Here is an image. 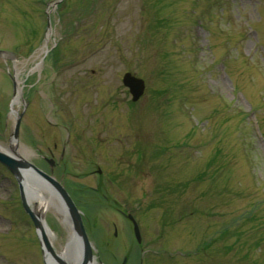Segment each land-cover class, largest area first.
I'll list each match as a JSON object with an SVG mask.
<instances>
[{
	"label": "rangeland",
	"instance_id": "rangeland-1",
	"mask_svg": "<svg viewBox=\"0 0 264 264\" xmlns=\"http://www.w3.org/2000/svg\"><path fill=\"white\" fill-rule=\"evenodd\" d=\"M0 51V146L25 111L18 155L49 173L65 149L98 264H264V0H0ZM0 264H45L1 165Z\"/></svg>",
	"mask_w": 264,
	"mask_h": 264
},
{
	"label": "water",
	"instance_id": "water-1",
	"mask_svg": "<svg viewBox=\"0 0 264 264\" xmlns=\"http://www.w3.org/2000/svg\"><path fill=\"white\" fill-rule=\"evenodd\" d=\"M3 55H7V53L0 51V56ZM12 79L15 88L14 103L16 104L19 91L22 90H20V88L18 87L19 82L17 76L15 75ZM122 83H124V86L129 89V92H131L132 101L134 103H138V101L146 93V83L142 79L134 76L132 73H127L124 76ZM15 114H17V112H15ZM24 114L25 111L20 113L19 115L17 114V121L14 127L15 130L12 133V143H15L17 149L20 141L19 136L21 132V124ZM17 149L13 150L15 154L14 156L8 155L7 153L0 151V165L7 168L8 171L12 174V176L15 177L17 180L18 186L20 187L22 207L24 208L26 214L30 216L34 226L37 229L38 236L41 240L43 255L45 256V264H47L48 257H51L56 262V264L68 263H66L62 259L60 254L57 253L52 241L50 240L48 235H46L45 225L43 224V219L46 223L45 217L41 216L39 213H36L29 204L30 200L35 201L37 198L36 192L30 190L32 187H36L41 191L44 189L47 190L50 195L56 197L60 205H62L64 213L67 214L71 224L70 229L73 234L66 245V249L68 250L69 256H71L69 257L71 263L75 262L72 256L73 252L76 251L74 247L77 246L81 264H97L93 244L89 240L88 233H86V228L83 223V214H81L77 205L73 202L70 194H68L64 185H61L54 176L52 177L44 171L40 170L37 166L32 164L26 157H21L20 155H18ZM26 182L27 186H29L30 189L25 186ZM129 219L134 224L136 239L139 241V243H142L141 233L137 222L133 219L132 216H129Z\"/></svg>",
	"mask_w": 264,
	"mask_h": 264
},
{
	"label": "bare ground",
	"instance_id": "bare-ground-1",
	"mask_svg": "<svg viewBox=\"0 0 264 264\" xmlns=\"http://www.w3.org/2000/svg\"><path fill=\"white\" fill-rule=\"evenodd\" d=\"M21 90V88H20ZM20 95H21V91H19V94L17 96V100L16 103H20ZM16 145L15 143H12L10 149L8 148H4L0 146V151L7 153L8 155L12 156V151L16 150ZM26 187H28V189H30L29 186H27V182L25 184ZM30 190H32L33 192H36V200L35 201H29V204L31 206V208L36 212L39 213L41 216L45 217V213L48 211H54L57 212L61 215L65 216V223L69 225V227H71L69 218L67 216V214L64 213L62 205H60L59 201L56 199V197H53L52 195L49 194V192L47 190H40L36 187H32ZM28 191V190H27ZM43 224L45 225V233L46 235H48V237L50 238V240L53 242L55 235H53L52 231L50 230L49 226L44 222L43 219ZM70 236L72 237V232H70ZM76 247V248H75ZM74 249H76L75 252H73V258L75 260V262L71 263L70 258L71 256H69L68 250L66 248H63L62 251L57 252L58 254H60V256L62 257V259L68 263V264H81L80 263V256H79V251L77 246H75ZM79 256V257H78ZM78 259V260H77ZM77 261V262H76ZM47 264H56V262L51 258L48 257L47 258Z\"/></svg>",
	"mask_w": 264,
	"mask_h": 264
},
{
	"label": "flooded vegetation",
	"instance_id": "flooded-vegetation-1",
	"mask_svg": "<svg viewBox=\"0 0 264 264\" xmlns=\"http://www.w3.org/2000/svg\"><path fill=\"white\" fill-rule=\"evenodd\" d=\"M55 146V149L57 150L59 147L57 146V144H55L54 145ZM138 153H139V151H138ZM61 158H60V160L59 161H56V159H55V153L53 152V151H50V154L49 155H47V154H43L42 155V160H43V163H44V165L48 168V170H49V173L48 172H45V173H47L48 175H50V176H53L54 175V172H56V171H58V170H60L62 173H64V171H63V168L65 167V165H63V163H65L64 161H65V157H66V151H65V149H63L62 150V152H61ZM96 173L98 174V176H102V170L99 168L97 171H96ZM94 174V172L92 173V175ZM63 175H65V174H63ZM116 177H118V175H116ZM115 176H108L107 178H106V183H108L109 185H111V186H113V185H116L117 183H119L120 184V182L118 181V179L116 178ZM57 180L62 184V185H64L65 186V188L67 189V191H68V193L71 195V197H72V199L74 200V195H76L77 193V195H79V194H81V188H79L78 186H77V184H69V183H67L66 182V179L65 178H57ZM117 182V183H116ZM100 185H101V187H102V183H99ZM119 184H118V186H119ZM77 187V188H76ZM92 190V189H91ZM94 191H96L97 189H93ZM92 190V191H93ZM97 192H98V190H97ZM76 193V194H75ZM76 195V196H77ZM82 195V194H81ZM101 196L103 195V193L102 194H100ZM106 199H108V197H106ZM117 211L118 212H120V214H121V216L123 217V218H125V219H127L128 220V216L130 215V213L129 212H127V211H125V209L124 210H122V209H117ZM129 221V220H128ZM131 222V221H130ZM131 224H132V222H131ZM132 227H133V224H132ZM116 236H117V232H116ZM139 244V243H138ZM140 246H142V244H139ZM146 252L147 251H144L143 252V254H146ZM124 262H123V264H128L129 263V261H128V256H126V258L123 260Z\"/></svg>",
	"mask_w": 264,
	"mask_h": 264
}]
</instances>
